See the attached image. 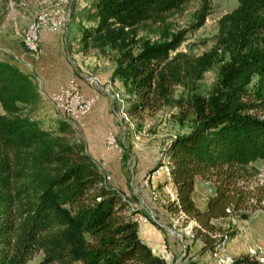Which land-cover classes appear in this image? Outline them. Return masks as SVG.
Instances as JSON below:
<instances>
[{
	"label": "trees",
	"instance_id": "obj_1",
	"mask_svg": "<svg viewBox=\"0 0 264 264\" xmlns=\"http://www.w3.org/2000/svg\"><path fill=\"white\" fill-rule=\"evenodd\" d=\"M186 1L91 0L80 40L114 61L110 78L132 96L130 116L172 103L182 85L175 100L186 104L179 120L189 116V129L163 145L177 192L164 207L192 220L193 236L213 249L224 239L215 220L247 207L248 167L264 160V0H238L198 55L177 50L185 31L167 19ZM197 2L194 26L211 12V0ZM211 68L216 78L203 93L197 82ZM38 94L32 72L0 59V264H167L139 237L134 217L147 211L128 212L129 199L105 183L71 121L49 129L25 111ZM198 177L213 186L204 206L193 197ZM231 264L264 261L242 255Z\"/></svg>",
	"mask_w": 264,
	"mask_h": 264
},
{
	"label": "rangeland",
	"instance_id": "obj_2",
	"mask_svg": "<svg viewBox=\"0 0 264 264\" xmlns=\"http://www.w3.org/2000/svg\"><path fill=\"white\" fill-rule=\"evenodd\" d=\"M90 2L91 0H70L71 18L68 19L66 33H61V39L63 41L64 61H66L70 72L74 71L73 73L76 74L83 71L85 73H82V77L83 74H89V72L95 73L87 75L89 78L88 83L94 80L97 86L89 84L95 88V93H99L92 106L99 97L104 96L107 99L108 110H105L106 112L102 116L103 135L100 138V145L103 148L105 131L111 129L115 133L118 147L116 153L109 152L106 166L101 167L100 157L97 159L92 157L95 159L101 173L109 175V178L105 177L107 185L119 186L120 181L125 182L128 195H125V192L121 190L126 198L132 202V204L129 202L128 212L130 208H133L132 206L145 210L144 205L152 207L155 211L159 205L154 207L152 202V204L148 202L149 197H147L140 184L141 174L146 171L142 178L146 182L142 184L151 186L150 196L153 200L163 206L170 201H177V199H174V196L177 195L175 185L174 187L169 186L171 184L168 174L171 172L169 161L163 157L162 151L163 145L170 136L189 129V116L183 122L179 120L181 106L186 104L179 105L175 100L180 94L185 95L186 92H182L183 87L181 84L175 85L172 103L163 104L157 109L145 108L132 113L130 116L127 109L132 102V96L125 92L122 82L116 78L117 82L112 83L111 75L107 78H101L93 69L90 71L81 67L84 63L83 56L85 59H91V55L107 58L105 69L109 67L110 63L114 65V61L106 52L101 53L97 48L83 46L80 40L82 26L91 23L84 17V11L90 6ZM237 2L238 0H211V12L205 17L204 22L198 26L192 25L197 21L194 13L198 5L197 0H187L180 9L170 13L167 19L172 24L173 30L183 29L185 31V38L177 47V50L189 55H198L212 47L217 33V19L223 13L231 10ZM58 5L59 0H0V59L12 60L11 62H15L14 64L20 68L16 62L21 63L22 59L38 58L42 51L41 46L36 47L33 44L40 45V32H55L40 30L32 38V42L26 41L25 36L30 31L31 23L35 18L39 15L44 16L41 14L45 12L57 11ZM71 41L74 42L73 47ZM216 72L215 68L205 71L203 77L197 82L196 89L203 93L208 92L216 78ZM73 73L72 75H74ZM102 79L109 80L103 81ZM36 81L34 75V82L39 93L37 100L27 106L25 111L39 119L41 124L49 129H54L60 119H69L75 127L72 137L83 141L87 149L84 134L86 131L78 128L76 121L67 116L66 113L56 109V103L53 100L47 96L41 97L40 84ZM99 84H102V86ZM104 90L108 91L109 94ZM259 112L263 114L264 110ZM159 169L162 173L159 174L155 182L153 175ZM248 173L249 178L246 181V187L253 191L252 197L249 199L247 207L241 208L227 217L215 220L222 228L218 235H221L224 239L219 242L220 245L216 244L213 249L203 247V242L193 236L192 220H186L182 215L180 217L174 215L172 218L164 216L157 219L156 212L148 208L146 210L147 214L137 212L134 218L139 221L138 223L150 221V218L156 219L160 224L161 228L159 229L163 235H168L170 241L177 244L176 255L172 256L173 250L170 247V255L167 254L170 263L168 260L167 264H187L188 262L231 264L234 258L242 255H253L264 261V242L262 240L264 237V160L257 159L251 162ZM165 178H167V181ZM153 184H156L157 187H154V191ZM118 186L116 187L119 188ZM212 191L211 182L198 177L194 192L196 204L203 206ZM241 211L247 213V216H241ZM225 235L227 236L225 237ZM40 256L41 253H38L31 263ZM172 257L173 259H171ZM175 258L177 260H174Z\"/></svg>",
	"mask_w": 264,
	"mask_h": 264
},
{
	"label": "crops",
	"instance_id": "obj_3",
	"mask_svg": "<svg viewBox=\"0 0 264 264\" xmlns=\"http://www.w3.org/2000/svg\"><path fill=\"white\" fill-rule=\"evenodd\" d=\"M61 35H62L61 32H57V33L56 32L51 33V32H46V31L40 32L39 42H40V46L42 50L40 56L35 59L34 58H31V59L29 58L27 60L22 59L21 63L19 62H16V63L20 66V68L23 71L34 73L36 80L40 84L39 92H40L41 97L48 96L52 91H54L57 88L58 84H60L61 82L65 83L69 78H74V77L76 78L79 84L80 90L86 96H90L93 93H95V88L88 83V80L87 81L85 80L84 74H83V77L81 76L82 73H85V72L77 71L78 73L76 74L73 73L74 71L70 72L66 61H64L63 41L61 39ZM71 44L73 47L74 42L71 41ZM91 56H92L91 59H85L83 56V62L85 64L82 63V65L84 66L81 65V67L85 70H90V71L93 69L101 78H107L108 76H110L114 65L110 63L109 67L105 69V63L108 61L107 58L99 56V55H91ZM72 73L74 75H72ZM90 74H95V73L89 72V74H85V75L87 76ZM108 80L109 79H105L103 81H108ZM112 81H113L112 83L117 82V80L115 79ZM92 87L94 89V92L92 90ZM105 110L106 111L108 110L107 99L106 97L102 96V97H99L95 101V103L93 104V106H91L88 112L81 115L78 119L75 120L77 127L82 128L86 131L84 132V134H85V140L87 143L88 152L96 159L100 157L101 167L107 165V162H108L107 157L110 155L109 152L106 151L104 147L102 148V146L100 145V138L102 137L101 135H103V128L101 127V123H103L102 116H104L103 113L106 112ZM109 130L111 131V129H107L105 131V134ZM160 170L161 169L158 170V173L161 174L162 172ZM145 173L146 171L143 172V174ZM170 173H168L169 181L171 183L169 184V186L174 187ZM143 174H142V178H143ZM165 179L167 181V178ZM142 183L143 182H140L141 187L144 189V192H146L147 197H149L148 202L149 203L152 202L153 204L152 203L151 204L154 207H156V205H159V207H156V210H155L157 219H160L161 217L163 218L164 216L172 218L175 214L167 210L159 202L153 200L150 196L151 186H146ZM119 184H120L119 186L114 185V184H111L110 186H113V187L118 186L120 189H122L125 192V195H128V190L126 189L125 182L120 181ZM152 186H153V191H154L155 190L154 187H156V184H153ZM195 189H196V185L193 191V197H194ZM174 199H177V196H174ZM129 202L130 204H132L130 200ZM205 204H206V200H205ZM132 207L134 208V206ZM144 208L145 210H147L148 208H152V207L144 206ZM138 234H139V237L144 242H146L153 248V251H155V253H158L159 255L164 256L167 262L169 260L167 259V254H169L171 248L173 250V253H171L172 256L176 255V250L178 248L177 244L173 241H170L168 235L167 236L163 235L161 230L156 225L151 223L150 221H143V222L138 223ZM171 259H173V257ZM174 260H177V258H175ZM169 263H170V260H169Z\"/></svg>",
	"mask_w": 264,
	"mask_h": 264
},
{
	"label": "built area",
	"instance_id": "obj_4",
	"mask_svg": "<svg viewBox=\"0 0 264 264\" xmlns=\"http://www.w3.org/2000/svg\"><path fill=\"white\" fill-rule=\"evenodd\" d=\"M70 0H59V5L57 7V11L48 12L47 15L40 20L39 24L35 27H41L42 30H48L52 32H61L65 33L67 29V19H70ZM25 36V40H29L32 42V29ZM36 47H40L39 44H33ZM85 76V80L87 81V76ZM102 86V84H99ZM103 90V89H102ZM106 91V90H104ZM108 92V91H106ZM109 94V93H108ZM99 93H93L90 96H86L79 87V84L73 80V78H69L65 83L60 84L54 91H52L47 97L56 102V109L65 112L67 116L76 120L81 115L88 112L92 106L94 100L98 97ZM110 96V95H109ZM112 134H115L113 131H108L103 140V147L106 151L115 153L114 150V141H112ZM158 172L155 171L154 179L156 182ZM109 178L108 174L104 173V178ZM141 182L142 174H141ZM149 207L148 205H144ZM154 211L152 208H150ZM155 212V211H154ZM173 231V230H171ZM264 241V237L262 238Z\"/></svg>",
	"mask_w": 264,
	"mask_h": 264
},
{
	"label": "bare ground",
	"instance_id": "obj_5",
	"mask_svg": "<svg viewBox=\"0 0 264 264\" xmlns=\"http://www.w3.org/2000/svg\"><path fill=\"white\" fill-rule=\"evenodd\" d=\"M71 10L72 9H70V18H71ZM51 12V11H50ZM47 13L48 12H45V13H42L41 15H44V16H38L37 18H35L33 21H32V23H31V27H34L33 29H32V38H34L35 37V35H36V33L38 32V31H40V30H42V28L41 27H35L36 25H38L39 24V22H40V20H42L46 15H47ZM67 26H68V19H67ZM30 27V28H31ZM65 33H66V30H65ZM26 41H29V40H26ZM89 78H87V80H88ZM74 81H76L77 82V80H76V78H74L73 79ZM78 83V82H77ZM89 83L90 84H92L93 86L94 85H96L97 86V84H96V82L94 81V80H91V81H89ZM52 100V99H51ZM55 102V101H54ZM56 103V102H55ZM63 113H65V112H63ZM72 119V118H71ZM112 141H114V150H115V153H116V150H117V140H116V137H115V135L114 134H112ZM159 174L160 173H158L157 174V177L159 176ZM146 181H143V183H145ZM137 222H139V221H137ZM264 242V241H263Z\"/></svg>",
	"mask_w": 264,
	"mask_h": 264
}]
</instances>
